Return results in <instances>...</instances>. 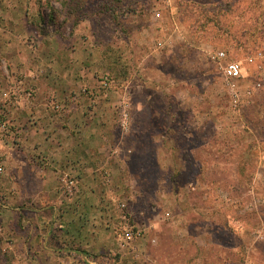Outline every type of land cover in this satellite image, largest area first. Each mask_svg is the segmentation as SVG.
<instances>
[{
  "label": "rangeland",
  "instance_id": "rangeland-1",
  "mask_svg": "<svg viewBox=\"0 0 264 264\" xmlns=\"http://www.w3.org/2000/svg\"><path fill=\"white\" fill-rule=\"evenodd\" d=\"M16 118L89 156L51 201L10 199ZM0 121V264H264V0H0Z\"/></svg>",
  "mask_w": 264,
  "mask_h": 264
},
{
  "label": "crops",
  "instance_id": "crops-1",
  "mask_svg": "<svg viewBox=\"0 0 264 264\" xmlns=\"http://www.w3.org/2000/svg\"><path fill=\"white\" fill-rule=\"evenodd\" d=\"M22 110L24 111V108ZM13 112H14V114H16V112H18V110H15ZM14 114L11 113V116L8 118H11ZM17 115H18V113H17ZM11 122L10 121L8 122L9 125H11V126H9L10 129H14L12 124L16 123L17 124L16 126H18V127L20 125L17 118L12 119ZM25 125H26L25 123L24 124L22 123L20 125L21 128L24 130L23 141H24L25 145L24 146L22 145L21 147H19L20 149L19 148L10 149V150L2 149L3 150L2 155L4 156V154L6 153L5 154V161H4L5 162L4 163L5 172H8L7 177H5V179H3V180L6 181V188L7 189H9L10 191H11V189L16 191L15 194L11 195V197H10V199L13 200V202H15V203L19 202L20 199L25 200V198L28 199L25 202L26 205H28V204L30 205V203H32V202L33 203L37 202V200L35 198H33L29 195L30 191H28L30 183L32 182L33 178H36V181H37V188H38L37 196L39 197V195H40L41 198L46 202L51 201L50 194L53 191V190L51 191V187L56 186V183H55L56 181H54V180H55V178L58 177L59 172L62 170L64 171L65 169H67L68 167H71L72 165H75L77 167V170H80L81 172L85 173L86 171H88L87 159L89 156L85 152V153H82V155L79 156V158H78L76 154L72 155V153H67V154L60 155V154H58L57 151H55L52 153L51 156L49 155L50 158L52 159V160L50 159V161H49V160L45 159L46 158L45 156H46L47 152L49 154L50 146H49V148L44 147V149H43L44 154L40 155V152L38 149L41 147H39L38 144L33 143V150L37 149L38 151H36V152L39 154L36 157V159H33L32 155L26 153V151H30L29 148H32V146H30L29 148H26V146H28V145H26V143L28 142V140H31L32 138L36 139L38 137L37 134L39 132H37V133L33 132L32 133L31 130L27 128V125L26 126ZM43 126H45V125L43 124ZM18 127H15V128H18ZM15 130H17V129H15ZM47 131H48V129H47ZM51 133H53V132L51 131ZM41 134L43 136V129H42ZM51 139H52V136H51ZM56 142L57 141L54 139L53 144ZM50 143H52V141ZM77 158H78V161H77ZM52 162L54 164H49ZM77 162H78V164H77ZM51 165H55V166L51 167ZM25 195H27L28 197ZM25 204L23 206H25ZM23 206H22V208H24ZM33 206H35V205L31 204L30 207L33 208ZM26 207H25V211L30 212L29 211L30 209L28 207L26 209ZM60 207L61 208H59L58 201L54 199L53 203H51V205H50V211H47V212H51V215L53 217L56 216L57 219H59L58 218L59 215L60 216L63 215V218H64V213H62L64 211V208H63V206H61V204H60ZM22 208H21V210H22ZM77 208L78 207H75L76 210H77ZM37 209H40L38 211L36 210L38 213H40L38 215L44 219V216L46 217L45 213L40 212L44 208L41 206H38ZM62 225H64V224H62ZM70 226L75 227L76 226L75 221L71 222ZM70 231H71V229H70ZM47 234H48V236H51L52 233L48 232ZM60 234H62V233H60ZM69 234L73 236V237H71L72 239H75V236H74V234H72V232ZM46 240L47 239H45V240L42 239V241H46ZM75 247H77V246H75ZM75 247H71V253H72V251L78 252V251H76ZM28 251L30 252V249Z\"/></svg>",
  "mask_w": 264,
  "mask_h": 264
},
{
  "label": "built area",
  "instance_id": "built-area-1",
  "mask_svg": "<svg viewBox=\"0 0 264 264\" xmlns=\"http://www.w3.org/2000/svg\"><path fill=\"white\" fill-rule=\"evenodd\" d=\"M207 55L209 56V59L213 62V64L221 71L222 75H224L226 79L236 80L242 77L244 70L241 61L227 60L225 53H223L222 51L209 52ZM258 85H260V83H258ZM0 123L2 127L5 125L1 121ZM64 178L66 179V176ZM73 182L74 181H72V179L68 181L69 187L73 184Z\"/></svg>",
  "mask_w": 264,
  "mask_h": 264
}]
</instances>
